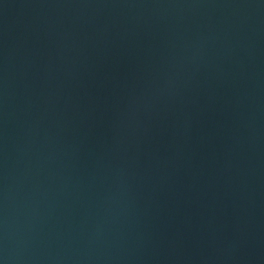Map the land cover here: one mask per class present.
<instances>
[{"label": "water", "instance_id": "obj_1", "mask_svg": "<svg viewBox=\"0 0 264 264\" xmlns=\"http://www.w3.org/2000/svg\"><path fill=\"white\" fill-rule=\"evenodd\" d=\"M0 264H264V0H0Z\"/></svg>", "mask_w": 264, "mask_h": 264}]
</instances>
